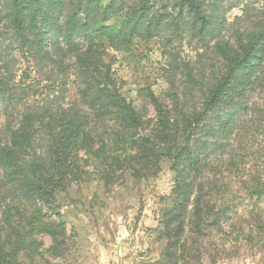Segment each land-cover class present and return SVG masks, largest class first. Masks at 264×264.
I'll return each instance as SVG.
<instances>
[{
  "label": "trees",
  "instance_id": "1",
  "mask_svg": "<svg viewBox=\"0 0 264 264\" xmlns=\"http://www.w3.org/2000/svg\"><path fill=\"white\" fill-rule=\"evenodd\" d=\"M223 1L0 0V69L6 67L2 53L15 43L45 70L53 92L64 94L70 82L77 88L76 97L66 106L58 104L52 114L46 108L23 111L5 140L0 138V168L18 198L60 216L58 199L71 186L72 160L80 145L92 148L90 154L97 157L104 153L105 141L115 145L119 138L135 144L133 152L124 154L134 161L112 164L118 157L113 154L103 169L113 173L118 166L146 176L156 171L160 159H169L185 180L192 171L203 177L198 188L208 184L207 147L222 149L224 141L217 137L234 129L231 141L239 142L243 133L255 138L264 128V0L245 1L242 13L227 23ZM184 37L203 47L209 62L194 67L187 76L188 98L178 96L171 109L151 91L144 96L156 119L143 133L136 108L116 92L107 52L129 51L136 40L157 38L165 44ZM228 159L231 166L237 164L231 152ZM261 176L264 171L253 177L248 194L264 193ZM212 205L205 207L213 210V221L223 217L222 229L230 205ZM41 214L38 210L36 217ZM13 255L0 245V264H9Z\"/></svg>",
  "mask_w": 264,
  "mask_h": 264
},
{
  "label": "rangeland",
  "instance_id": "2",
  "mask_svg": "<svg viewBox=\"0 0 264 264\" xmlns=\"http://www.w3.org/2000/svg\"><path fill=\"white\" fill-rule=\"evenodd\" d=\"M245 1L249 0L223 1L226 23L242 13ZM202 53L204 48L187 37L165 44L157 38L136 40L129 51L108 50L105 60L116 92L136 108L143 133L156 119L144 96L151 91L166 109L178 96L188 98L187 76L195 72L194 67L209 62L208 54ZM1 56L6 67L0 69V138L5 140L23 111L46 108L52 114L58 104L66 106L76 97L72 82L64 94L53 92L44 79L45 70L34 66L15 43ZM234 132L217 137L224 141L222 149L207 147L209 182L201 188L197 183L202 176L191 171L185 180L169 159H160L156 171L146 176L122 172L118 166L111 169L113 173L103 169L112 163L113 154L118 157L112 164L134 161L124 156L133 152L131 138H119L115 145L105 141L104 153L97 157L90 154L92 148L80 145L72 160L71 186L58 199L60 216L38 203V209L25 204L5 182L0 168V245L5 254L14 253L8 263L264 264V193L246 192L253 186V177L264 171V128L257 130L255 138L243 133L239 142L231 141ZM230 152L234 166L229 163ZM212 203L230 205L222 229L223 217L213 221V210L205 207ZM38 210L42 214L36 217Z\"/></svg>",
  "mask_w": 264,
  "mask_h": 264
}]
</instances>
